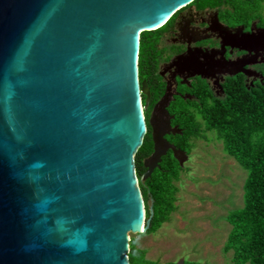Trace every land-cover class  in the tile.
<instances>
[{
    "label": "water",
    "instance_id": "1",
    "mask_svg": "<svg viewBox=\"0 0 264 264\" xmlns=\"http://www.w3.org/2000/svg\"><path fill=\"white\" fill-rule=\"evenodd\" d=\"M193 1L0 0V264H129L151 220L138 182L167 150L186 158L164 138L165 94L136 177L140 34Z\"/></svg>",
    "mask_w": 264,
    "mask_h": 264
},
{
    "label": "trees",
    "instance_id": "2",
    "mask_svg": "<svg viewBox=\"0 0 264 264\" xmlns=\"http://www.w3.org/2000/svg\"><path fill=\"white\" fill-rule=\"evenodd\" d=\"M223 0H194L193 4L218 5ZM238 15H259L264 0H229ZM243 12V13H242ZM169 20L154 31L140 34L138 54L139 80L143 79V65L147 49L155 47L156 38ZM155 37V38H152ZM151 38V43L148 39ZM148 45V46H147ZM151 45V46H150ZM200 98L198 102L177 100L172 108L183 109L172 117L180 130L174 137V147L188 156L195 140L208 141L212 134L221 142L223 152L245 171L242 206L229 211L226 221L230 226L222 251L231 252V264H264V84L248 87L240 80L230 81L222 98L212 101ZM147 131L142 145L134 155L136 177L145 172L143 161L153 150L150 127L145 116ZM183 165L168 154L143 182H138L144 202L145 217L151 220L146 234L154 233L169 220L175 211V200ZM151 207V213L149 211ZM129 264H159L145 258L144 250L129 240Z\"/></svg>",
    "mask_w": 264,
    "mask_h": 264
},
{
    "label": "flooded vegetation",
    "instance_id": "3",
    "mask_svg": "<svg viewBox=\"0 0 264 264\" xmlns=\"http://www.w3.org/2000/svg\"><path fill=\"white\" fill-rule=\"evenodd\" d=\"M235 8L229 0L218 5L190 3L172 15L155 47L146 51L139 80L149 90L144 116L149 124L156 104L167 95L170 130L164 138L173 146L180 130L172 117L183 111L172 108L173 102L222 98L235 80L248 87L264 84V2L259 15L250 19L246 12L238 15ZM145 100L142 94V104ZM168 154L172 155L171 150L161 158Z\"/></svg>",
    "mask_w": 264,
    "mask_h": 264
},
{
    "label": "rangeland",
    "instance_id": "4",
    "mask_svg": "<svg viewBox=\"0 0 264 264\" xmlns=\"http://www.w3.org/2000/svg\"><path fill=\"white\" fill-rule=\"evenodd\" d=\"M195 140L175 183V211L150 234H130L145 258L159 264H231L222 251L230 226L229 211L242 206L246 177L212 134Z\"/></svg>",
    "mask_w": 264,
    "mask_h": 264
}]
</instances>
